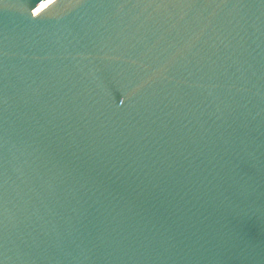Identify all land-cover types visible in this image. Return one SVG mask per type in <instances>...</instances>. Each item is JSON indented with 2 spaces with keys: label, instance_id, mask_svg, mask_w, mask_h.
Returning <instances> with one entry per match:
<instances>
[{
  "label": "water",
  "instance_id": "obj_1",
  "mask_svg": "<svg viewBox=\"0 0 264 264\" xmlns=\"http://www.w3.org/2000/svg\"><path fill=\"white\" fill-rule=\"evenodd\" d=\"M0 264H264V0H0Z\"/></svg>",
  "mask_w": 264,
  "mask_h": 264
}]
</instances>
